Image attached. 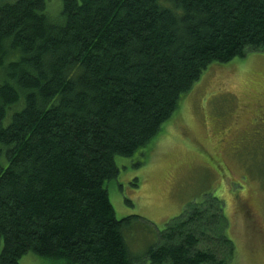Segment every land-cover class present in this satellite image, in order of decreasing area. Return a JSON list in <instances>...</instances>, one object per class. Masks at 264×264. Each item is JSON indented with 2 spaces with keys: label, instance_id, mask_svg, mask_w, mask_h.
<instances>
[{
  "label": "trees",
  "instance_id": "trees-1",
  "mask_svg": "<svg viewBox=\"0 0 264 264\" xmlns=\"http://www.w3.org/2000/svg\"><path fill=\"white\" fill-rule=\"evenodd\" d=\"M51 2L0 0V264H137L127 236L147 220L117 217V157L148 144L207 68L264 50V0ZM227 227L207 195L144 255L229 264Z\"/></svg>",
  "mask_w": 264,
  "mask_h": 264
},
{
  "label": "rangeland",
  "instance_id": "rangeland-1",
  "mask_svg": "<svg viewBox=\"0 0 264 264\" xmlns=\"http://www.w3.org/2000/svg\"><path fill=\"white\" fill-rule=\"evenodd\" d=\"M50 7L59 13L62 0ZM117 165L107 183L117 217L147 220L127 236L137 264H151L145 250L168 220L210 194L235 243L229 264H264V50L207 68L157 135ZM20 264L65 263L29 252Z\"/></svg>",
  "mask_w": 264,
  "mask_h": 264
}]
</instances>
